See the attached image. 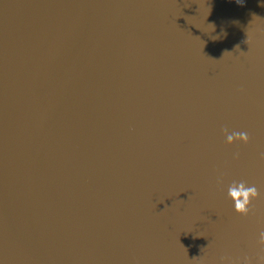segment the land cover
<instances>
[{"label": "water", "instance_id": "95a60500", "mask_svg": "<svg viewBox=\"0 0 264 264\" xmlns=\"http://www.w3.org/2000/svg\"><path fill=\"white\" fill-rule=\"evenodd\" d=\"M262 230L264 0H0V264H260Z\"/></svg>", "mask_w": 264, "mask_h": 264}, {"label": "clouds", "instance_id": "9594fccd", "mask_svg": "<svg viewBox=\"0 0 264 264\" xmlns=\"http://www.w3.org/2000/svg\"><path fill=\"white\" fill-rule=\"evenodd\" d=\"M225 141L228 145L251 143V137L244 131H231L227 128L224 130ZM227 196L233 203V208L236 213L248 216L252 212L253 201L261 198V193L256 185L248 184L244 181H233L227 189ZM258 243L264 247V230L259 232ZM260 264H264V257H259ZM243 264H252L251 258L246 257Z\"/></svg>", "mask_w": 264, "mask_h": 264}]
</instances>
